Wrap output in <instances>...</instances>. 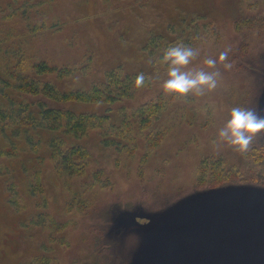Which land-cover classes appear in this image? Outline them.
Returning a JSON list of instances; mask_svg holds the SVG:
<instances>
[{"label":"rangeland","instance_id":"obj_1","mask_svg":"<svg viewBox=\"0 0 264 264\" xmlns=\"http://www.w3.org/2000/svg\"><path fill=\"white\" fill-rule=\"evenodd\" d=\"M160 20L172 24L165 48L171 37L198 49L187 68L212 70L204 60L228 51L232 67L216 65L215 89L164 93L163 52L152 49L160 34L147 36ZM0 38L2 67L13 66L6 50L15 46L29 55L26 73L42 59L71 65L49 76L63 89L85 94L109 71L134 77L129 98L74 108L100 115L106 138L131 125L133 139L105 148L92 132L86 169L65 190L46 159L38 187L28 151L18 150L24 139L11 132L20 129L12 115L24 120L38 98L0 89L15 98L0 100V150H18L0 153V264H243L224 252L236 249L244 263L264 264V131L245 153L217 139L231 108L264 109V0H0Z\"/></svg>","mask_w":264,"mask_h":264},{"label":"trees","instance_id":"obj_2","mask_svg":"<svg viewBox=\"0 0 264 264\" xmlns=\"http://www.w3.org/2000/svg\"><path fill=\"white\" fill-rule=\"evenodd\" d=\"M26 3L27 2H24L22 5ZM182 21L183 20H181V22ZM165 22H167V20L162 22L160 20L157 26L156 24H154V27L151 25L148 30L149 33L147 36L160 34L155 41L156 48H152L155 49V51H157V49L162 52L164 51L165 42L163 37L167 38L171 34L172 24L171 26L169 25L163 28V25L166 24ZM168 27L170 34L168 32ZM155 28L161 30L156 32L154 31ZM3 41L4 40L0 38V48L3 47ZM169 42L167 41L166 45L176 44L174 43L175 39H171V37L169 38ZM145 46L146 42L143 41L139 49L149 56L148 49H146ZM8 49V51L13 54L12 56L6 50L8 59L12 58L14 62L13 66L4 65L2 67V65H0V68H3L5 71H0L3 75L0 76V89L5 92L4 89L11 86L10 89L16 97L27 95L28 97L38 98L35 101H27V105L25 104L28 112L24 120H18L13 117L14 115L11 117V124L20 122L17 123L20 126L19 130H11V132H13V137L16 136V134H20L25 142V146H20L18 150L22 148L21 151H19L22 155L28 151V160L22 156L23 159L20 158L17 168H21L22 166L24 168L26 166L21 165L23 163L22 160H26L27 162L31 161L30 166L33 167V170H36L33 174L37 178L38 187L41 183V175L39 173L40 169L36 165H40L44 159L50 160L51 163H53V171L55 175L62 180V187L64 190L67 179V184H69L72 179L78 178V176L85 171L86 165L91 157L86 141L88 143L92 132L99 137V143L105 148L115 146L120 142L122 135L125 136V140L133 139V128L131 125H126L122 130H117V127L114 126V135L111 137L112 139H109L105 137L107 126L101 122L100 115H95L89 111H75L74 109L79 105L93 106L97 104H107L106 101L113 104L116 101L129 98L131 94V83L132 80H134L132 75L127 74L123 77V75H118L114 71H109L105 75L103 82L91 87L92 89L90 92L83 94L84 91H80L79 89H63L57 82L49 80V76L53 74H55L57 78L69 75L72 72L71 65L64 64L53 66L50 65L46 59H42L40 63H32V74L26 73L22 70L21 63L23 61L20 60L27 58L29 55L23 52L18 46L8 47ZM29 60L31 59L29 58ZM15 66L16 68L13 70L12 67ZM9 74H12V81L10 83L7 79V75ZM33 77L42 79V81H37L35 83ZM5 98L10 101L15 100V98L8 96H5ZM0 100L6 103V100H3L2 97H0ZM45 100H53L55 108L49 107L45 103ZM144 110L143 106L138 107L133 113H142ZM4 113L5 110L2 106L0 108V118L3 117ZM18 150L11 148L5 152L0 150V153L8 155L9 159H13L10 157L14 156ZM16 163L17 162L8 165V170L11 169L15 173ZM67 206L68 204L66 202L63 209L65 212H69ZM37 256L38 255H34L35 258H37Z\"/></svg>","mask_w":264,"mask_h":264},{"label":"clouds","instance_id":"obj_3","mask_svg":"<svg viewBox=\"0 0 264 264\" xmlns=\"http://www.w3.org/2000/svg\"><path fill=\"white\" fill-rule=\"evenodd\" d=\"M198 55V49L184 43H176L166 47L159 58L166 65L165 79L161 85L164 93L175 97H184L191 93L203 95L206 91L215 89L220 72L216 70L218 63H223L225 69L231 68L232 63L226 62L228 51H222L216 58L204 60L205 68H187ZM143 73L136 76L134 86L144 84ZM264 131V109L251 110L243 107H233L228 117L217 131V139L226 143L239 153L248 151L254 137Z\"/></svg>","mask_w":264,"mask_h":264},{"label":"water","instance_id":"obj_4","mask_svg":"<svg viewBox=\"0 0 264 264\" xmlns=\"http://www.w3.org/2000/svg\"><path fill=\"white\" fill-rule=\"evenodd\" d=\"M226 254H230V255H233L236 259H238L241 263H243V264H246V263H244L245 261H243V257H242V255H241V253H240V251L239 250H235L234 252H232V251H224Z\"/></svg>","mask_w":264,"mask_h":264},{"label":"bare ground","instance_id":"obj_5","mask_svg":"<svg viewBox=\"0 0 264 264\" xmlns=\"http://www.w3.org/2000/svg\"><path fill=\"white\" fill-rule=\"evenodd\" d=\"M251 190V189H250ZM207 260H206V262H208V263H212L211 262V258H206Z\"/></svg>","mask_w":264,"mask_h":264}]
</instances>
